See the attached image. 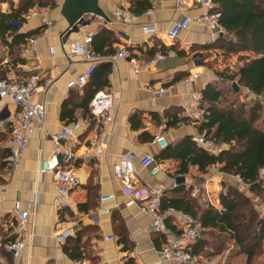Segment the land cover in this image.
<instances>
[{"label": "crops", "instance_id": "0c3cea01", "mask_svg": "<svg viewBox=\"0 0 264 264\" xmlns=\"http://www.w3.org/2000/svg\"><path fill=\"white\" fill-rule=\"evenodd\" d=\"M54 1L57 5L49 10L50 24L39 35L35 49L29 52L23 49V63H10L7 48L0 45L5 53L0 57V76L7 72L26 76L29 73L27 64L40 60L38 70L43 73L44 79H53L51 85L40 87L33 96L35 103H44L45 115L41 120L33 121L29 144L18 166L13 165L5 145L11 129L8 120L14 105L7 99L0 100V120H7L4 126H0V264H92L94 261L98 264H130L131 259L134 260L133 264L154 263L157 261V249L166 239L181 232L185 213L170 209L166 217L167 231H153L150 215L141 212L136 204H127L137 189L133 192L126 188L114 175V165L121 155H127L133 161L142 186H162L167 194L189 190L202 205L210 204V196L213 205L220 208L219 195L224 190L223 182L253 196L239 177L226 175L216 166L210 167L206 173L200 172L197 166H190L188 172L181 174L180 161L167 159L159 162L161 171L156 175H151L140 166V159L145 154H151L157 159L168 146L175 145L185 137L195 141L201 134L199 125L190 117V98L193 93H202L209 83L226 89L232 86L233 82L228 78L230 73L224 74V77L218 75L225 68L219 67L220 63L232 68L237 62L238 55H235L231 63L229 59L223 60L220 54L222 50L217 48L219 40H229L230 34L225 32L215 36L204 25L192 23L176 39H168L166 32L183 16L176 9L175 0H152V13H147L149 8L135 13V3L129 0V9L137 15L133 23H125L116 15L120 9L119 0H99V7L107 18L86 14L76 22L75 27H70L61 14L65 0ZM10 2L18 6L21 0L0 1V11L8 12ZM204 12L206 9L198 6H192L189 10L193 17ZM43 20L42 15L30 17L26 22L18 24L19 30L36 29L45 25ZM145 26L154 27L155 31L145 33ZM105 28L110 29L115 37L114 53H99L103 58L92 79L82 89L69 88V82L81 74L87 65L84 57L70 53L71 48L88 32L93 31L94 36H97ZM163 45L166 46L164 53L167 59L149 74L136 75L130 62L116 55L120 49L127 47L142 61L153 55L151 51ZM205 46H212L213 50ZM209 53L210 56L203 64L202 55ZM218 53L219 59L215 61ZM106 76L108 84L101 91L110 90L114 93V121L106 139L104 160L96 163L84 155L90 135L99 126L89 106L88 111L84 108L85 90L94 87L95 82L99 83L101 77ZM159 85L166 88L165 93L153 94L144 88ZM240 91L241 101L255 97L245 88ZM63 110L73 119L72 122L79 120L82 126L64 142L66 149L76 152L73 166L80 183L71 194V206L62 209L54 202L56 190L52 178L41 173L39 167L41 160L52 153L51 135L59 132L63 125L72 123L68 117H62ZM134 114L141 118L137 130L131 126ZM179 118L186 119L176 125L168 124L169 120ZM143 132L146 134L141 137ZM159 133L164 134L166 147L155 142ZM147 135L153 139L145 141ZM227 147L226 144H214L208 149L217 153ZM261 174L264 178V169ZM178 177H184V181L177 183ZM3 189H6L5 193ZM107 195H113V198L101 201ZM15 200L21 201L23 207L30 205V212L27 246L20 257L13 259L6 245L15 221L12 210ZM101 208H108L109 213L100 214ZM66 229L71 231V235L59 242L56 239L57 233ZM110 236L114 239L109 240ZM206 236L203 231V239ZM235 247V242L229 241L227 249ZM70 253L81 257L73 259ZM224 254L198 257L202 264Z\"/></svg>", "mask_w": 264, "mask_h": 264}, {"label": "trees", "instance_id": "16d2710c", "mask_svg": "<svg viewBox=\"0 0 264 264\" xmlns=\"http://www.w3.org/2000/svg\"><path fill=\"white\" fill-rule=\"evenodd\" d=\"M214 1L215 8L221 12L219 22L230 34L229 40H219L217 48L222 50L220 54L223 60H228L233 54L238 55L233 67L227 65L218 75L224 77V74L230 73L229 80L236 82L239 88L235 91L233 86L226 89L209 83L202 91L203 119L198 125L206 139L217 145L226 144L228 147L215 153L197 145L191 137H185L175 145L165 148L156 160H179L181 174L188 172L190 166H197L202 173L216 166L226 175L239 177L253 196L261 195L264 205V180L261 179V170L264 169V104L261 102L264 95V0ZM133 2L135 13L152 7V0ZM56 5L54 0H21L18 6L10 2L8 12L0 11V45L7 48L10 63H23L25 59L22 51L28 45L29 39L39 37L46 27L42 25L36 29L20 31L18 24L27 21V15L32 9L50 10ZM114 42L113 32L107 28L102 29L93 38V50L98 54H112L115 51ZM205 47L213 50L212 46ZM165 48L163 45L157 50L164 53ZM4 54L0 48V57ZM209 56L210 53L203 54L201 62L205 64ZM107 84V76L101 77L99 83L95 82L94 87L85 90L86 111L91 99ZM241 87L259 99L251 98L252 102L250 99L241 101ZM62 117H68L64 110ZM68 118L73 121L70 116ZM185 119L169 120L168 124L176 125ZM140 125L141 118L134 114L131 117L132 128L137 130ZM145 134L146 132H143L141 137ZM152 139L151 135L144 138L145 141ZM223 188L219 195L220 208L213 204H200L189 190L179 193L172 191L169 194L164 190L162 211L178 210L196 218L202 233L204 231L207 236L203 239L201 234L193 245L191 252L194 255L210 257L221 254L228 248L229 241H234L239 252L246 255L245 264H251L258 251L264 254V210L259 211L253 196H249L240 188L224 182ZM70 256L73 259L81 257L73 253H70ZM129 263L133 264L134 260L131 259ZM92 264L98 262L94 261Z\"/></svg>", "mask_w": 264, "mask_h": 264}, {"label": "built area", "instance_id": "2783aa9c", "mask_svg": "<svg viewBox=\"0 0 264 264\" xmlns=\"http://www.w3.org/2000/svg\"><path fill=\"white\" fill-rule=\"evenodd\" d=\"M120 9L116 11V15L125 23H133L137 15L133 13L128 6L129 0H119ZM176 9L183 16L175 21L166 32L168 39L174 40L179 33L187 29L192 23L204 25L212 35L218 36L226 32L219 20L221 12L215 8L214 0H175ZM192 6H198L206 9V12L195 17L189 14ZM153 8H149L147 13H152ZM42 15L44 24L49 25V9L40 10L32 9L27 15V19L34 16ZM145 33L155 31L154 27L145 26ZM95 33L88 32L82 40L77 41L71 48L72 55H79L86 59L87 65L84 71L68 84L69 88L82 89L89 81L91 76L97 69V66L103 56L93 50V38ZM39 37L29 39L25 48L26 52L35 49ZM116 55L127 59L136 75L141 73H151L156 67L166 61L167 56L160 50H156L153 55L146 60H139L131 49L123 47ZM40 60L27 64L29 73L25 76L16 75L13 72H7L0 76V100L7 99L14 105V111L10 114V134L5 141V145L9 151L13 165L18 166L22 156L29 144L30 134L33 131V121L41 120L45 115L44 103H35L33 96L42 86H49L53 83L52 78L44 79V75L39 71ZM148 92L153 94L165 93L166 88L163 85L144 87ZM114 93L110 90H102L95 94L89 104V110L93 116L99 121L97 131H94L88 139V146L84 155L92 158L96 163H101L106 154V139L109 137V130L114 121ZM203 95L200 92L193 93L190 98V117L196 123H200L203 119V109L201 104ZM7 120H0V126H4ZM82 126L81 121H75L68 125H63L62 129L51 135L53 142V150L49 157L42 159L39 170L41 173L49 175L52 178L55 187L54 202L59 208H68L71 206V194L79 187V177L73 166L76 158V152L66 149L64 142L70 139ZM155 142L161 147L167 146V141L163 133H159L155 137ZM197 145L211 148L214 143L206 139L205 134L201 133L195 138ZM140 166L147 169L151 175H156L161 171V164L151 154H145L140 159ZM114 175L116 179L121 181L126 188L130 190L137 189L133 198L127 202L128 205L136 204L143 213L150 215L151 229L153 231H167L166 217L169 210L162 211V199L164 189L158 185L142 186L140 175L133 163L127 155H121L114 165ZM3 193L6 189H3ZM134 192V191H133ZM113 195H107L101 198V201H108ZM210 204L213 200L209 196ZM30 205L23 207L21 201L15 200L13 203V213L15 221L12 225V235L10 241L6 245V250L13 259L20 257L27 246L29 240L28 222ZM100 214L109 213L108 208H101ZM202 228L191 214L185 213L184 222L181 232L166 239L165 243L156 251L158 263L173 264H200V258L191 252L193 245L201 237ZM71 235V231L66 229L61 233H57L56 239L59 242L65 241ZM109 240L114 237L110 236ZM138 253V252H136Z\"/></svg>", "mask_w": 264, "mask_h": 264}, {"label": "water", "instance_id": "95a60500", "mask_svg": "<svg viewBox=\"0 0 264 264\" xmlns=\"http://www.w3.org/2000/svg\"><path fill=\"white\" fill-rule=\"evenodd\" d=\"M99 0H65L61 7V14L67 19L70 27H75L76 22L86 14L107 18L98 4ZM233 89L238 90L236 82L232 83ZM184 177H178L177 183L183 182Z\"/></svg>", "mask_w": 264, "mask_h": 264}, {"label": "rangeland", "instance_id": "374dc122", "mask_svg": "<svg viewBox=\"0 0 264 264\" xmlns=\"http://www.w3.org/2000/svg\"><path fill=\"white\" fill-rule=\"evenodd\" d=\"M235 55L236 54H233L230 56L229 63L232 62ZM218 59H219V57H217L215 61H218ZM226 66H223V63H220L219 67L222 68V67H226ZM240 89H242V88H240ZM243 93H245V92H243ZM255 98L259 99L258 97H254V99ZM261 98H262L261 102L264 104V95H262ZM250 101L252 102L251 99H250ZM262 114L264 115V108L262 110ZM261 179L264 180L262 174H261ZM245 188H248V187L246 186ZM253 200H254V203H255V205L259 211L264 210L263 199H262L261 195H259V194L254 195ZM263 245H264V242H263ZM227 250H229V252ZM227 250L224 251L225 252L224 255L217 257L216 259H214V261L213 260H211L209 262L204 261L202 264H245L246 263V255L244 253L239 252V248L237 246L233 249L231 248V249H227ZM251 264H264V254L262 252L258 251V253L254 257V260L252 261Z\"/></svg>", "mask_w": 264, "mask_h": 264}]
</instances>
